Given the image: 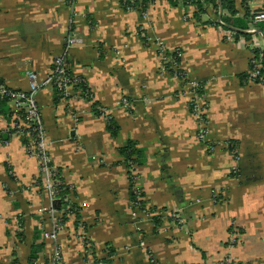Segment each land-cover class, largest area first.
Returning <instances> with one entry per match:
<instances>
[{"label":"crops","instance_id":"1","mask_svg":"<svg viewBox=\"0 0 264 264\" xmlns=\"http://www.w3.org/2000/svg\"><path fill=\"white\" fill-rule=\"evenodd\" d=\"M232 1L236 18L245 7L250 18L264 12V0ZM175 3L153 0L140 14L120 0H0V83L27 90V71L44 81L65 54L69 72L92 96L77 88L57 99L49 84L36 95L48 155L74 188L65 200L79 207L87 245L71 214L56 240L44 236L60 207L37 182V158L8 131L10 104L0 112V264H49L55 249L63 264H264V84L243 81L251 44L264 53V33L251 21L249 39L235 36L223 27L222 7L203 3L197 19L193 5ZM68 36L74 43L66 50ZM155 41L179 49L181 68L203 86L210 151L183 84L160 71ZM94 104L118 126L116 136ZM128 141L143 154L134 182L149 210L135 218L119 153ZM166 211L179 218L167 231L159 225Z\"/></svg>","mask_w":264,"mask_h":264},{"label":"built area","instance_id":"2","mask_svg":"<svg viewBox=\"0 0 264 264\" xmlns=\"http://www.w3.org/2000/svg\"><path fill=\"white\" fill-rule=\"evenodd\" d=\"M75 0H67L68 4H73ZM252 21L257 23H264V12L253 14ZM220 25L222 26L221 22ZM139 34L142 31L139 29ZM144 35V34H142ZM227 38L230 34L226 32ZM149 44V38L145 39ZM74 43L72 36H68L66 40V50H68ZM155 50L161 58L160 71L166 73L171 71L172 76L183 82L184 89L183 95L187 99V106L192 115L196 118L199 126L198 138L203 142H206L207 135V119H206V104L205 94H200L198 90L203 86L188 78L184 70L181 68V51L174 49L172 52L174 56L169 55L170 51L164 49V47L154 42ZM250 48H256L255 42H253ZM169 56V57H168ZM180 60V62H177ZM180 70H182L180 72ZM28 78V89L27 90H13L0 84V100L5 99L11 106L12 122L8 129L9 133L16 134L24 140V149L29 156H35L39 163L41 188H44L51 198V201H56V194L58 192L57 186L59 185V177H62L61 173L58 172L57 168L52 165L51 158L47 152V143L45 140V128L42 121L41 112L37 103L36 95L39 89L49 84L53 86L60 95L61 99H68L73 91L77 88H81L84 83L82 80L69 72V66L66 61L65 54L56 57L51 66L50 74L45 78L44 81H38L36 74L33 71H27ZM244 82L246 83H260L264 84V70L262 67V56L259 54L252 55L250 59L249 68L245 74ZM82 92L87 96L89 93L81 88ZM92 98L91 94L88 96ZM130 105L126 98L120 100V106L122 108H128ZM100 115H106V111L102 107H98ZM107 117V115H106ZM77 121V118L74 119ZM133 171V170H132ZM236 172V171H235ZM65 182V181H64ZM68 185V184H67ZM69 187H72L68 185ZM136 199L131 202V214L135 218L139 212H148L145 208H141L140 202L142 199L140 190L135 187ZM58 199V198H57ZM54 212L53 209L50 210ZM150 213V212H149ZM148 213V214H149ZM61 215V214H60ZM175 218L178 219L177 214H174ZM77 229L83 232V225L78 222ZM62 220L59 218L52 227V230L45 232L44 236L51 240H56L57 230L61 226ZM231 238V237H230ZM87 245V244H86ZM230 259V258H228ZM49 264H63V256L59 249H55L51 261ZM224 264H232L226 260Z\"/></svg>","mask_w":264,"mask_h":264},{"label":"trees","instance_id":"3","mask_svg":"<svg viewBox=\"0 0 264 264\" xmlns=\"http://www.w3.org/2000/svg\"><path fill=\"white\" fill-rule=\"evenodd\" d=\"M120 1L124 9L126 10L127 9H137L140 12V14H144L146 12L148 4L152 2L153 0H120ZM168 1L172 4H176L175 2L177 0H168ZM182 3L183 5L191 4L196 8V12L194 13V16L197 17V19H199L200 15L204 13L203 3H210L216 11L218 10L219 6H221L223 10H226V15L221 16V20L224 22L223 27L234 31L235 36H244L245 38H248V39L251 37V33L246 32V30L248 29L249 22L251 23L252 21L253 15L250 18L249 16L250 14L248 12L247 7H245V10H246L245 16L243 18H236L235 14L237 11L235 9V6L232 0H182ZM254 27L256 28V30H259L261 33H264V23L257 22L256 24H254ZM251 51H253V54H255V56H258L259 54H261L262 67L264 70V53H260L257 48H252ZM169 55L174 56V53L171 52L169 53ZM177 62H180V60H178ZM181 71L182 70H180V72ZM169 73L171 74L172 72L169 71ZM244 77L245 75L243 76V80H244ZM83 89L85 90L84 87ZM198 92L200 94H203L204 92L203 88L200 87ZM88 96L89 94L86 97L89 98ZM56 97L57 99L60 98L59 92L57 90H56ZM6 104H7V101L5 99L0 100V112L3 115L6 114L7 112V109L5 108ZM98 107L100 106H96V104H94L95 113L100 115V112L98 111ZM107 128L112 136H116L118 126L114 123L113 119L110 116H107ZM119 153L123 157L124 163L128 170V180L130 184V201L132 202L133 200L136 199V194L134 193L135 185H134V178L132 176V170L134 169V167H137L143 163V154H142V151L139 148H137L136 144L132 141L126 142V144L119 149ZM8 172L11 174V169H9ZM58 172L60 173L59 170ZM59 181L60 183L57 186L58 192L56 194L58 199L56 198V202L58 203L60 207L59 210H61L62 223L65 222L66 217L69 214H71V215H74L75 219L77 220L75 224L76 226L79 224L78 222L80 221L79 207L74 202L65 200V197L67 194H69L70 192L71 193L74 192V188L69 187L64 182L63 177H59ZM37 182L39 185H41L40 178L37 179ZM140 206L141 208H145V204L143 202H140ZM155 222L158 223V221H155ZM81 224L83 225V228L85 229L84 223H81ZM96 263L97 264H110L111 259H104L103 261L97 260ZM10 264H18V263L14 260ZM31 264H35V263H31Z\"/></svg>","mask_w":264,"mask_h":264},{"label":"rangeland","instance_id":"4","mask_svg":"<svg viewBox=\"0 0 264 264\" xmlns=\"http://www.w3.org/2000/svg\"><path fill=\"white\" fill-rule=\"evenodd\" d=\"M256 12V11H255ZM260 11H257L256 13H259ZM253 15V14H252ZM169 57V56H168ZM130 108V105H129V107L128 108H125V110H128ZM101 116V115H100ZM106 119H107V117H106V115H103ZM194 116V115H193ZM199 130V129H198ZM208 133V132H207ZM198 135V134H197ZM206 143H207V141H206ZM207 147H208V150L210 151L211 149H213V145L212 144H209V143H207ZM136 168L137 167H134V169H133V171H132V176H133V178H134V180H135V177H136ZM134 185H135V182H134ZM140 190V189H139ZM140 192H141V190H140ZM141 196H142V192H141ZM141 202H143L144 203V199H143V196H142V199H141ZM130 210H131V201H130ZM149 211V210H148ZM152 212V211H151ZM163 213V212H162ZM177 212H169V214H167V211H166V213H163L161 216H160V218H161V223L159 224L160 226H162V228H163V230H165V231H167L168 230V227L171 225V224H174V225H176V226H178L179 225V221H178V219H176L175 218V215L174 214H176ZM162 216H164V217H162ZM171 220H173V221H171ZM76 221L77 220H75V222H74V224H76ZM79 222H81V221H79ZM155 224H157V223H155ZM173 226V225H172ZM76 227V231H77V233H79L80 234V236L83 238V243L84 244H87V240H86V234L84 235V232H85V229H83V232L81 233L80 232V230L79 229H77V227H78V225H76L75 226ZM229 238H230V236H229ZM56 239H57V237H56ZM233 240V239H232ZM88 247H89V245H88ZM86 253H88V254H90V253H92L91 252V250L89 249V250H87V252ZM226 260H228V261H230L232 264H239L237 261H235V260H232V259H228V258H224L219 264H224L225 263V261Z\"/></svg>","mask_w":264,"mask_h":264},{"label":"water","instance_id":"5","mask_svg":"<svg viewBox=\"0 0 264 264\" xmlns=\"http://www.w3.org/2000/svg\"><path fill=\"white\" fill-rule=\"evenodd\" d=\"M220 8H221V6H220ZM1 84V83H0Z\"/></svg>","mask_w":264,"mask_h":264}]
</instances>
